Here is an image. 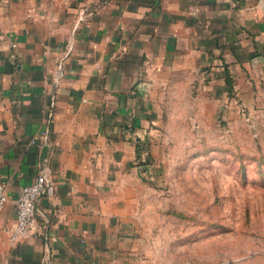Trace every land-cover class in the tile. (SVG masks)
Here are the masks:
<instances>
[{"label": "crops", "instance_id": "crops-1", "mask_svg": "<svg viewBox=\"0 0 264 264\" xmlns=\"http://www.w3.org/2000/svg\"><path fill=\"white\" fill-rule=\"evenodd\" d=\"M200 71L239 98L264 90V0H0V264H137L158 100ZM40 171V232L12 242Z\"/></svg>", "mask_w": 264, "mask_h": 264}, {"label": "rangeland", "instance_id": "rangeland-1", "mask_svg": "<svg viewBox=\"0 0 264 264\" xmlns=\"http://www.w3.org/2000/svg\"><path fill=\"white\" fill-rule=\"evenodd\" d=\"M172 77L140 187L137 264H264V90Z\"/></svg>", "mask_w": 264, "mask_h": 264}, {"label": "built area", "instance_id": "built-area-1", "mask_svg": "<svg viewBox=\"0 0 264 264\" xmlns=\"http://www.w3.org/2000/svg\"><path fill=\"white\" fill-rule=\"evenodd\" d=\"M51 187L52 181L44 171H40L29 184L21 187L15 201V222L9 229L12 242L40 232L38 203ZM6 200V186L0 183V208Z\"/></svg>", "mask_w": 264, "mask_h": 264}]
</instances>
